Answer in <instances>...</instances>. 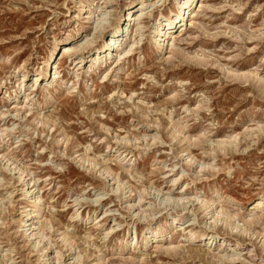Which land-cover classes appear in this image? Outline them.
<instances>
[{
    "label": "rangeland",
    "instance_id": "obj_1",
    "mask_svg": "<svg viewBox=\"0 0 264 264\" xmlns=\"http://www.w3.org/2000/svg\"><path fill=\"white\" fill-rule=\"evenodd\" d=\"M105 1L0 0V130L12 129L0 138V156L8 147L27 179L35 178L42 216L53 225L45 233L61 261L80 254V264H264V0H197L186 26L160 52L152 24L176 12L175 0H142L140 42L122 57L116 77L102 79L105 63L89 69L87 58L74 67L59 54L44 80L34 83L54 45L90 32ZM128 2L117 0V11ZM101 45L99 40L95 47ZM56 69L62 85L52 83ZM76 81L77 89L67 93ZM24 95L31 104L23 111L11 103ZM155 132V142L140 139ZM114 134L138 139L119 145L135 158L133 165L106 154V145L117 147ZM83 153L99 166H80L74 158ZM2 165L0 160V251L11 264H47L24 236L22 212L31 209L23 197L27 187ZM103 165L119 173L126 189L99 174ZM175 177L180 180L173 185ZM197 197L214 205L205 209ZM216 210L222 215L214 224ZM170 218H179L184 230L167 227ZM113 225L116 231L105 238ZM149 225L163 226L164 238L144 247ZM134 231L137 243L127 249L119 241ZM189 231L226 244L217 249L207 240L192 241ZM65 232L71 249L60 243Z\"/></svg>",
    "mask_w": 264,
    "mask_h": 264
},
{
    "label": "bare ground",
    "instance_id": "obj_2",
    "mask_svg": "<svg viewBox=\"0 0 264 264\" xmlns=\"http://www.w3.org/2000/svg\"><path fill=\"white\" fill-rule=\"evenodd\" d=\"M116 1L117 0H106L104 2L103 8L105 10L101 11V15L95 23L92 22L90 24L91 27H90V32L87 31L88 34L87 32H83V34H85L84 36L82 34H78L77 39H74V40H71V36L67 35L63 41H60V43H57L56 45H54L53 50L49 54V57L43 62V65L38 69L37 74L34 77V83H36L38 80L40 81L44 80V77H42V73L47 69V67H49L53 59H56L59 56V54H61L60 59L63 57H67L70 60L71 64H74V67L81 66L87 58H89V62H90L89 69L91 68L98 69L100 65L105 63V67L101 73L102 79H106L108 77L109 78L116 77L117 72L120 71L122 68L119 63L122 57L131 53L134 47L137 46L138 43L140 42V40L137 39L138 28L140 26L139 24H140V20L142 19V16L145 15V13L143 12L144 8L142 7V3H143L142 0H129L128 4L122 6L120 10L118 9V11L114 4ZM193 4L195 5L194 7L195 9L197 7L198 1L197 0H175L176 12L174 14H172L170 17L160 16V18L155 19L154 23L152 24L153 36L151 39L157 51L160 52L165 46H167L173 34L179 31V29L182 30L186 26L185 21L188 20L189 17L193 14L194 9L192 10L191 8L194 6ZM78 5H79L78 13L81 15V11L83 10L84 5L81 3V1H78ZM137 5H139V7ZM136 6L138 8H136ZM90 14L91 12L87 13L86 20L90 21V18H89ZM110 17H112V19H110ZM99 40L102 41V45L99 47H95V44ZM108 61H109V65L107 66L106 63H108ZM23 69L24 68L21 67L19 71L22 72ZM52 75H53L52 83H55V84L59 83L62 85L63 79L60 78L57 69ZM24 76L25 74L22 72L21 74L22 79L24 78ZM77 81L75 83L72 82L70 86H66L65 91H68L67 93H69V91L71 90L75 91L78 86ZM86 86L88 85L86 84ZM15 98L17 99V97ZM129 100H131V97L129 98ZM30 101L31 100L29 99V97L24 95L19 102L17 99L11 104L20 105L21 106L20 108L23 109L24 111L23 106L29 105ZM132 102L134 104L133 100ZM138 102L140 103V101ZM35 104H38V103L36 102V103H33L32 105L35 106ZM141 104H144V103H141ZM43 123L47 127H50V128L52 127L49 125V120L47 118ZM150 123L153 125H157L156 121L150 122ZM103 129L109 133L110 129L108 127L107 128L103 127ZM10 130L12 129L11 128L8 129V127L0 130V138L7 137L8 132ZM140 139L145 142L147 141L155 142L159 140V136L157 132L153 134L143 133V134H140ZM112 140L118 145L116 144L117 147L114 149H111L109 145H106V148H105L106 154H111L113 157H115L114 159L115 161L122 162L124 160L125 161L127 160V161H130L131 163L130 165H133L135 158L133 156L128 158L129 154H125L126 151L124 150L121 151V149L125 145L133 144L134 141H137L138 139L132 136L131 134L122 136V137L120 136V134H114L112 137ZM61 141H65V139L62 138ZM61 141L57 140L56 143H59ZM218 144L221 145V142H219ZM119 145L122 147L119 148ZM6 148L7 150L4 151V153L0 156V160L3 163L2 167L4 168V170H6L9 173V175L12 174V176L14 175L17 176V180L20 183L25 184V186L27 187V192L23 190V197H27V200L29 204L31 205L30 206L31 209L22 212V218H26L22 226L24 236L28 238V241L31 242V245L34 249L40 248L39 250L43 254L42 259H45L44 261L48 262L47 264H80L81 259H82V255L80 254H76V255L69 254L68 260L66 262L61 261L62 254L54 248V244L52 243L51 237L47 236V233H45V231L47 230L51 232L53 229V225L50 221L44 219L42 216L43 203H42V197L40 194V189H38L36 186V180L35 178L27 179L30 174L25 170L23 166H21L20 162H18V160H16V158L9 152L10 151L9 148L8 147ZM87 150H88V146L85 148V151ZM132 158L134 159L132 160ZM76 159H77V163H79L80 166L82 167L85 166L84 164H88L89 166L93 168H96L99 166V162L97 161V159L90 157L87 153L78 155L76 158H74V160ZM188 161L189 163L194 162V158L189 156ZM200 166L202 167V165ZM99 174L101 176H106L107 178L110 177L111 180L113 181V184L117 185V190L121 191V190L126 189L125 186L127 185V182L123 183L122 182L123 180L121 181L120 176L118 175L119 173L118 174L115 173L111 167H108L107 165L101 166L99 168ZM132 174L133 173H131L130 175ZM179 178H176V177L173 178L171 183L173 185L178 183V181L180 180ZM2 181H4V179L1 178L0 184ZM127 189L129 193L128 195L130 196V194H132L133 191L130 189V187H127ZM145 192L146 191L143 190L142 192H139L137 195V203L139 205L144 199L143 194ZM156 192H159V191H156ZM184 198H187V197L184 196ZM184 198H179L178 200H183ZM165 200L166 201H170V200L178 201L176 200V198H173V197L172 198L167 197ZM195 200L199 203H202L205 209L214 205V203L211 202L212 204H210L204 201L203 199L200 200V198L198 197ZM3 201L4 200L2 199V202ZM134 206L135 204L133 203L129 204L130 208H134ZM143 212L145 211H142L141 214H143ZM221 215H222V211L221 212L217 210L214 211L211 215V218L213 220L212 223L216 224L220 222ZM74 218L75 219L80 218L78 209H76L74 212ZM166 226L170 227L172 230H175V229L184 230V228H181V225L179 224V218H170ZM230 226H231V229L237 228L236 226H233L232 224ZM117 227L118 226H115V225L109 227L108 232L105 233L104 237L106 238L110 234H113L116 231ZM188 233H189L188 239L192 241L195 239H198L199 241L207 240V244H210V246L213 243H215V246L217 249H220L226 244V241L224 239L216 240V238L213 236L203 239L204 235H201V234L197 235L195 233H192L191 231H189ZM163 238H164L163 226L157 225L154 228H151L149 225L145 227L142 233L141 244L145 247L148 243L150 242L158 243ZM124 242L128 244L127 249H134L133 246H135V244L137 243L136 232L135 231L132 233L128 232V238L122 239L121 241H119L120 244H123ZM60 243L63 245V247L67 249L72 248L71 238L66 232L62 233V235L60 236ZM227 256H223V257L226 258ZM229 256L232 257L231 255ZM12 260H13L12 257L6 258V255L2 254L0 251V264H11L9 262Z\"/></svg>",
    "mask_w": 264,
    "mask_h": 264
}]
</instances>
